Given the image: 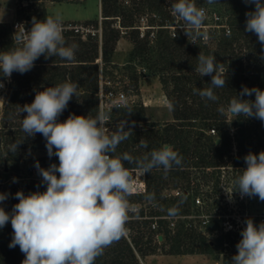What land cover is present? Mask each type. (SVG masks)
Instances as JSON below:
<instances>
[{"label":"trees","instance_id":"trees-1","mask_svg":"<svg viewBox=\"0 0 264 264\" xmlns=\"http://www.w3.org/2000/svg\"><path fill=\"white\" fill-rule=\"evenodd\" d=\"M27 1H30L29 6L22 8L18 15L19 19L29 21L23 25L30 30L32 18L43 20L48 16V11L43 0ZM36 1L39 4L35 5ZM195 2L197 6L206 4V0ZM117 3L118 0H102L105 24L102 26L101 41L97 35L87 34L83 37L73 30L63 33L67 44L78 45L74 61L65 62L58 56L45 59L42 55L30 71L12 73L0 119V160L18 165L24 151L46 149V140L41 134L25 138L21 130L22 118L26 113H20V107L30 104L37 91L64 82L79 84L78 94L69 101L59 122L66 120L70 114L95 117L101 112L100 76L106 72L107 66L113 64L112 56L121 34L128 33L125 30L131 28L130 39L135 46L127 63L139 60L147 75L149 72L159 76L170 101L173 120L163 125L147 122L142 103L112 109L107 123L113 129L109 133L115 131L124 120L127 121L126 130L132 129H129V138L118 146L116 155L127 152L140 159L152 149L168 144L178 151L183 161L181 166H174L167 174L162 168L146 174L145 193L132 194L130 202L148 201L146 195L153 193L155 200L147 206L149 211L138 207V215L130 214L132 219L126 225L130 233L106 248L95 264H143L140 258L155 254L161 248L174 255L210 254L223 264H231L232 257L238 251L236 245L242 237L241 231L227 230L225 217L217 213L221 202L217 198L221 191V167L227 166L229 160L234 158V166L246 168L244 157L249 152L258 154L264 151V122L234 116L229 119L227 113L230 101L240 93L242 86L264 90V52L257 36L245 31V13L253 11L254 5L245 4L243 0H216L214 4L228 17L231 34L216 38L214 48L212 43L192 45L184 38H173L165 29H159L153 41L140 37V31L134 25V13L147 9L160 16L159 24L166 20L172 22L171 3L134 0L132 7H117ZM35 6H38L36 10ZM110 10L113 14H107ZM122 11H125L127 21H120L118 27L112 26L115 23L113 20L123 18ZM15 31L14 23H0V50L7 51L12 46ZM200 52L215 55L217 62L228 69L225 87L214 89L219 97L217 101L202 99L193 93V89H206L211 83V76L201 77L195 71ZM100 58L104 63L102 68L98 61ZM144 75L143 72L134 75L136 86L140 76ZM243 98L254 100V95ZM221 107L225 109L223 113L219 111ZM211 129L216 133L212 134ZM217 139H220V143H215ZM140 141H145L147 148L141 147ZM14 142H21L16 152L10 151ZM235 144L237 153L234 156ZM56 161L59 162L55 156L49 160ZM126 167L138 169L134 164L126 163ZM169 186L180 189V194H165ZM45 190L46 184L41 181L16 184L0 180V193L8 194L0 206L11 212L19 202L15 198L17 191L27 195ZM200 195L203 197L199 198ZM197 198L202 205L196 203ZM174 206L179 209L175 216L177 222L173 221L175 217L168 214V209ZM192 215L197 216L198 226L187 219ZM201 222H205L204 231L200 227ZM171 223L175 224L173 228L170 227ZM154 224L156 228H153ZM159 235L163 237L162 240L158 239ZM12 237L9 221L0 229V264H22L25 259L19 246L9 247Z\"/></svg>","mask_w":264,"mask_h":264},{"label":"clouds","instance_id":"clouds-1","mask_svg":"<svg viewBox=\"0 0 264 264\" xmlns=\"http://www.w3.org/2000/svg\"><path fill=\"white\" fill-rule=\"evenodd\" d=\"M243 2L254 5L253 11L245 13V31L257 36L264 52V0ZM206 3L211 5L216 0H206ZM171 9L182 21L179 28L188 40L191 38V43L209 39L204 29L206 9L198 7L195 0H173ZM31 25L30 30L23 24L18 25L12 46L7 51L0 50V76L10 78L13 72L24 74L42 55L45 59L58 56L65 62L75 60L78 45L67 44L59 13L43 20L33 17ZM197 61L195 71L201 77L211 76V83L206 89H193V93L202 99L217 101L219 97L214 89L225 87L228 69L217 62L215 55L200 52ZM3 87L0 80V88ZM78 88L77 82L47 87L37 91L30 104L20 107V113H26L21 122L25 138L41 134L46 140L49 158L55 156L59 160L58 165L53 163L47 169L40 167L38 161L35 163L41 183L46 184L45 191L27 195L17 191L15 198L19 202L11 212L0 206V229L10 221L13 237L9 247L19 246L25 256L22 264H95L106 248L126 236L129 215L139 214V208L130 202L134 183L126 163L134 164L142 175L161 168L167 174L174 166L182 165L183 157L168 144L152 149L140 159L127 152L116 155L118 146L129 138L131 128L126 130L124 120L109 133L108 112H100L95 117L70 114L59 122L69 101L78 94ZM253 95L254 100L243 98ZM219 111L223 113L225 109L221 107ZM227 111L236 118L264 122V90L242 86ZM20 143L14 142L10 151L16 152ZM140 146L147 148V143L140 141ZM244 160L246 168L234 180V190L227 193L231 198L238 191L241 197H258L264 201V151L249 152ZM7 198L8 194L0 193V205ZM146 199L151 203L155 195L147 194ZM178 212L175 206L168 209L172 217ZM245 224L231 264H264V222L257 225L247 218Z\"/></svg>","mask_w":264,"mask_h":264},{"label":"rangeland","instance_id":"rangeland-1","mask_svg":"<svg viewBox=\"0 0 264 264\" xmlns=\"http://www.w3.org/2000/svg\"><path fill=\"white\" fill-rule=\"evenodd\" d=\"M45 5L48 7L49 4L53 3L48 7L49 15H55L59 13L62 16V19H92L86 21H72V20H63V25L73 24L78 27H83L84 32L83 37H85L88 32L86 29L90 31L97 32V36L100 37L102 34V26L104 23V19H98L99 14V0H67L63 2H53L50 0H43ZM134 0H118V5L124 6H133ZM139 1V0H136ZM30 4V1L27 0H0V23L8 22V23H16L20 24L29 23L27 20L19 19V12L22 8H27ZM39 4L37 1L35 5ZM203 4V3H201ZM205 4V3H204ZM207 4V3H206ZM38 6H35V10ZM115 7V6H112ZM33 10V9H32ZM113 11L110 10L107 14H113ZM125 12V11H124ZM122 11L123 18H114L112 26L118 27L120 21L126 22L125 14ZM153 12L145 9V11L135 12L133 16L134 25L141 24V18L144 15H148L149 19H152L156 23L160 20L157 18H153ZM102 17H104L103 7H102ZM131 29V28H130ZM129 30L128 33H122L121 38L118 43L121 41L120 47L126 48L130 52L133 50L135 43L130 39L131 33ZM74 31V30H73ZM93 35V34H92ZM117 43V44H118ZM118 45H116L117 47ZM212 47H216V41L212 43ZM113 57V56H112ZM100 68L103 67L104 63L102 58L99 60ZM113 61V58H112ZM106 72L102 73L100 76V86L101 79L104 80V90L110 88L122 89L126 91L130 97H133L135 103H142L145 106V114L147 122L149 123H157L163 125L165 123L171 122L173 120V115L171 112L170 101L167 96L166 89L159 78V76L151 74L147 70L143 68L142 64H140L139 60L124 65L113 64L107 66L105 69ZM139 72H143L145 75L140 76L138 85L136 86L133 77L134 75H138ZM102 77V78H101ZM0 80L3 81L4 87L0 88V119L3 114V109L5 105L6 99V90L7 85L10 78H5L0 76ZM147 103V105L144 104ZM104 112H111V110L104 109ZM228 118L232 119V115L227 111ZM106 128L109 130L113 129V127H108V123L106 124ZM234 156L237 153L236 144L234 145ZM233 156V157H234ZM54 157V156H52ZM47 154V149H28L23 152L22 160L16 166L13 162H1L0 160V180L5 182H13L16 184H24L32 181H42V177L39 175L37 169L35 168L36 161L39 162L40 167L47 169L51 164H59V162H49L50 159ZM234 158L229 160L227 166L221 167V180H220V194L217 196L221 200L220 208L217 209V213L221 214L225 217L224 226L228 230H238L242 231L244 227H246L245 220L247 218H251L255 224L259 225V223L264 222V201H260L258 197H241L238 191H234L229 197L228 193H231L234 190V180L242 173L243 167H237L233 165ZM132 178L134 182H140L144 177L146 181V174L142 175L139 169L132 170L130 169ZM59 173H57V176ZM15 178V181H14ZM203 183V181H202ZM172 186H169L165 189L164 193H173L177 195L175 192L180 189H172ZM228 192V193H227ZM145 193V192H139ZM136 194V193H132ZM203 197L202 195L199 198ZM137 207L147 208L150 205L149 201H139L136 203H132ZM202 205V204H198ZM203 209V208H202ZM132 216H129V219ZM157 219V218H156ZM192 224L198 226V218L196 215L189 216L187 218ZM129 221V220H128ZM174 222H177V217L173 219ZM174 223H171L170 227H174ZM205 222H201V229L204 228ZM130 233V230L127 229V234ZM160 236V235H159ZM158 236V239H159ZM213 237V236H211ZM160 240V239H159ZM143 264H223L221 260H217L214 258V255L210 254H186V255H174L168 254L166 251L161 248L155 254L147 255L145 257L140 258Z\"/></svg>","mask_w":264,"mask_h":264},{"label":"built area","instance_id":"built-area-1","mask_svg":"<svg viewBox=\"0 0 264 264\" xmlns=\"http://www.w3.org/2000/svg\"><path fill=\"white\" fill-rule=\"evenodd\" d=\"M168 4L172 3L173 0H162ZM198 7H203L206 9L207 18L204 22V29L209 33V39L203 40L199 39L196 41V44L191 43V38L186 36L184 30L182 28H179L182 24V21L179 20L178 17L174 16L172 14V10L170 11V15L173 19L172 22L169 20H166L164 23L159 24L153 21L152 19H149L148 15H144L141 18V24L136 25L135 28L140 31V37L145 38L148 37L151 41H153L156 38L157 32L159 29H165L169 32L170 36L173 38H184L188 40L192 45H204V44H211L213 43L216 38H218L220 35H230L231 34V26L229 24L228 17L225 15V13L221 10V8L215 4H200ZM153 18L159 19L160 16L157 14H153ZM20 25L19 22H16L14 24V27ZM63 33L67 30H74L76 33H82L84 32L83 27H78L77 25L68 24L63 25ZM88 32H91L93 35H97V32L90 31L89 29H86ZM90 33H86L85 36ZM176 35V36H175ZM83 36V35H82ZM102 38V34H101ZM102 78V77H101ZM135 100L133 97H130L129 94L122 90V89H115L110 88L106 91L104 90V80L101 79V86H100V108L101 112H104V109L112 110L115 108H121L124 106H128L131 104H134ZM145 105L147 103L144 102ZM212 134H215V130L211 129L210 131ZM134 191L133 193H139V192H145L146 191V181L143 177L140 182H134ZM177 195L180 194V191L175 192ZM197 204H201V201L199 198L196 199ZM153 228H156V224L153 225Z\"/></svg>","mask_w":264,"mask_h":264},{"label":"crops","instance_id":"crops-1","mask_svg":"<svg viewBox=\"0 0 264 264\" xmlns=\"http://www.w3.org/2000/svg\"><path fill=\"white\" fill-rule=\"evenodd\" d=\"M53 3L49 4L52 5ZM47 7V11H48ZM49 15V13H48ZM104 17H102V0H99V14H98V19L102 20ZM63 20H76V21H86V20H92V19H83V20H77V19H63ZM121 41L117 44L118 46L116 47L114 53H113V62L114 64L118 65H124L125 63L128 62L129 60V51L126 48L120 47Z\"/></svg>","mask_w":264,"mask_h":264},{"label":"water","instance_id":"water-1","mask_svg":"<svg viewBox=\"0 0 264 264\" xmlns=\"http://www.w3.org/2000/svg\"><path fill=\"white\" fill-rule=\"evenodd\" d=\"M0 113H1V109H0ZM217 143H220V139L217 140ZM162 238H163V237L160 235V236H159V239L162 240Z\"/></svg>","mask_w":264,"mask_h":264}]
</instances>
